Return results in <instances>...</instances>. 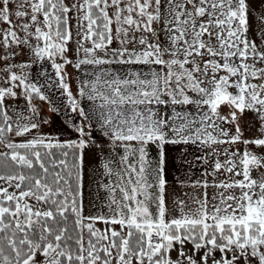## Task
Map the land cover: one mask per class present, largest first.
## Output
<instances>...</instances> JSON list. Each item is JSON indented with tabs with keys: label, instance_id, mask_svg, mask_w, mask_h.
<instances>
[{
	"label": "snow or ice",
	"instance_id": "6c2138e0",
	"mask_svg": "<svg viewBox=\"0 0 264 264\" xmlns=\"http://www.w3.org/2000/svg\"><path fill=\"white\" fill-rule=\"evenodd\" d=\"M168 146L212 181L173 191ZM0 264H264V0H0Z\"/></svg>",
	"mask_w": 264,
	"mask_h": 264
},
{
	"label": "rangeland",
	"instance_id": "374dc122",
	"mask_svg": "<svg viewBox=\"0 0 264 264\" xmlns=\"http://www.w3.org/2000/svg\"><path fill=\"white\" fill-rule=\"evenodd\" d=\"M253 27H255L253 25ZM252 36H255V32L253 31L251 33ZM259 42V41H257ZM74 47V45H72ZM71 55V53H70ZM73 59H75V57H72ZM28 56L27 55H23V56H18L16 58L17 62H26L28 61ZM45 70L48 73V78L50 81H55V74H54V69L51 68L50 65L47 64V61L45 62ZM17 71H19V69H17ZM25 71H28V69H25ZM94 69L91 66H83L81 70H77L75 68H73L72 66H68L67 67V72L69 74L70 77V84H71V88L73 91V94L75 95L76 93V89L79 86V83L81 80H85V73H91L93 72ZM31 73L32 76L35 77L40 83H45L44 77L40 75V66L39 65H34L33 68L31 69ZM89 79V76L88 78ZM47 95L49 96L50 100L52 101V103L54 104V106L59 110L58 113H52L50 111V105L47 102H40L39 100H34V103H36L38 106L41 107V112H40V116L46 120H49L50 123L47 124H42L41 125V129L40 131L42 133L45 134H50V135H56L58 132H62L65 124L67 122H71V123H75V118H77V114H73L70 111V108L68 107V103H67V96L65 94L62 93V90H60L57 87H50L47 89ZM21 105H23V101L20 102ZM44 105L46 107H44ZM224 111H227V109H224ZM255 130V129H253ZM23 138H17V140H21ZM61 139H68V137L65 136H61ZM206 154V153H204ZM205 168L208 171H211V162H209L208 164H205ZM208 181H212L213 177L212 176H207ZM218 179H223L224 176L223 175H218L217 177ZM96 185H92L93 191L95 190ZM169 187L183 195L185 192L189 193V194H193V193H198L200 191V189H192V188H180L178 186L177 183H170L169 182ZM212 189H209V194L211 195L212 193ZM85 197H86V203L88 200V192L86 190L85 192ZM187 199V197H185ZM189 247H191V245H189Z\"/></svg>",
	"mask_w": 264,
	"mask_h": 264
},
{
	"label": "crops",
	"instance_id": "0c3cea01",
	"mask_svg": "<svg viewBox=\"0 0 264 264\" xmlns=\"http://www.w3.org/2000/svg\"><path fill=\"white\" fill-rule=\"evenodd\" d=\"M88 76L85 77V80ZM44 103L45 101H40ZM85 105L89 108L91 105L84 101ZM44 107H46L44 105ZM74 114V113H73ZM75 115V114H74ZM80 118L77 115L75 118V123H79ZM68 123V122H67ZM74 123V124H75ZM93 136L97 140V142H102L103 138L99 135L97 131H93ZM71 139H75L76 136L73 134ZM183 148L184 146H168V151L166 153L167 162H166V178L170 183H177L176 177H179L180 180L186 182H194L198 179H207V176H203V173L206 170L205 163L202 160L197 159L200 155H204L203 152L197 150L195 146H188V151L185 152L183 155L177 150V148ZM95 151V150H93ZM155 155V152H153ZM177 157H179V161H177ZM99 163V158L95 155L90 161H87L89 167L94 168ZM107 182V181H105ZM101 197L104 196V193L101 191Z\"/></svg>",
	"mask_w": 264,
	"mask_h": 264
}]
</instances>
